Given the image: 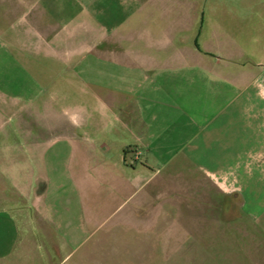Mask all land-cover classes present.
<instances>
[{
  "label": "crops",
  "instance_id": "0c3cea01",
  "mask_svg": "<svg viewBox=\"0 0 264 264\" xmlns=\"http://www.w3.org/2000/svg\"><path fill=\"white\" fill-rule=\"evenodd\" d=\"M242 14L0 0V264H140L182 201L264 217V12Z\"/></svg>",
  "mask_w": 264,
  "mask_h": 264
},
{
  "label": "rangeland",
  "instance_id": "374dc122",
  "mask_svg": "<svg viewBox=\"0 0 264 264\" xmlns=\"http://www.w3.org/2000/svg\"><path fill=\"white\" fill-rule=\"evenodd\" d=\"M198 1L200 10L208 17L203 25L207 32L213 27L214 19L227 25L230 16L233 20L242 18V13L247 11L264 12L262 0ZM214 13L220 15L216 17ZM228 13L231 15H225L227 18L223 20V14ZM60 86L62 95L67 94L58 105L64 122L70 114L82 112L85 85L76 83L70 97L68 84ZM172 197L175 199L177 195ZM174 205L177 209L168 207V226L141 228L140 264H264V230L260 225L264 217L253 222L244 218V212L238 209L240 220L233 218L221 226L216 225L214 219L222 218L224 212L210 208V204L205 208L191 201Z\"/></svg>",
  "mask_w": 264,
  "mask_h": 264
}]
</instances>
